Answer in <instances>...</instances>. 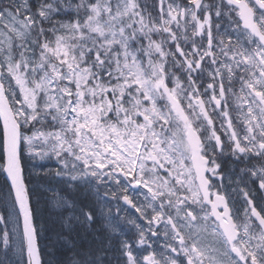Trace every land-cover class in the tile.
I'll return each instance as SVG.
<instances>
[{
    "label": "snow or ice",
    "instance_id": "obj_1",
    "mask_svg": "<svg viewBox=\"0 0 264 264\" xmlns=\"http://www.w3.org/2000/svg\"><path fill=\"white\" fill-rule=\"evenodd\" d=\"M52 158L55 264H264V0H0V264Z\"/></svg>",
    "mask_w": 264,
    "mask_h": 264
},
{
    "label": "rangeland",
    "instance_id": "obj_2",
    "mask_svg": "<svg viewBox=\"0 0 264 264\" xmlns=\"http://www.w3.org/2000/svg\"><path fill=\"white\" fill-rule=\"evenodd\" d=\"M37 164L40 165V167H37V169H35L36 174L33 175L32 184L29 186L30 188H35L36 190V195L33 196L35 200L32 201L36 212L35 218L37 217V221L35 222V224L37 225L39 237L41 238V247L45 248V246H47L46 251L49 254H52L51 246H53L54 243L52 242L51 234L55 232L54 231L55 228L58 227L59 229L60 226L57 221L56 212L49 201V198L52 196V193L50 191H47V189L51 187H58L59 185L57 179L54 176H47L45 175V173H47L49 170L55 172V170L59 167V165L57 164L55 158H52L51 160L37 161ZM2 195L3 193L0 191V196ZM46 205L48 207V211L49 212L51 211L52 215L54 214L55 216L54 219L52 218L53 232L45 228L43 231H40V227L43 226L44 207ZM128 211L129 209H127V212ZM128 214L134 215L130 212H128ZM43 257L46 258V256Z\"/></svg>",
    "mask_w": 264,
    "mask_h": 264
},
{
    "label": "flooded vegetation",
    "instance_id": "obj_3",
    "mask_svg": "<svg viewBox=\"0 0 264 264\" xmlns=\"http://www.w3.org/2000/svg\"><path fill=\"white\" fill-rule=\"evenodd\" d=\"M235 115V113H233ZM215 119V117H214ZM216 123L218 124L219 121L216 120ZM245 165L243 163H236L231 158L225 157L224 163L222 165V169L224 173L226 174V179L224 180L225 184V191L228 193L230 199L229 204L230 207L233 209V211H236L239 209L241 212L244 208V200L242 195H240L238 192L233 191L234 188H236V184L232 183L229 184V178L232 180H235L238 175H241L240 169L244 168ZM241 188L244 187V184L240 185ZM247 187L249 190H251L252 195L255 197L256 201L260 202L264 200V191L259 190L258 182L253 183L252 181L247 182ZM130 213L134 214V211L130 208H128ZM131 215V214H130ZM164 243L163 237H161L156 243L154 244V247L159 248L160 245Z\"/></svg>",
    "mask_w": 264,
    "mask_h": 264
},
{
    "label": "trees",
    "instance_id": "obj_4",
    "mask_svg": "<svg viewBox=\"0 0 264 264\" xmlns=\"http://www.w3.org/2000/svg\"><path fill=\"white\" fill-rule=\"evenodd\" d=\"M4 184H5V179L3 177V175H0V191L3 193L4 191H6V189L4 188ZM31 204H32V207H33V210H34V222L37 221V217L35 218L36 216V212H35V209H34V205H33V202L35 200L34 197L31 198ZM51 212V211H50ZM48 211V207L47 205L44 207V220H43V226L45 229H48L50 230L51 232L52 231V218L54 219L55 216L54 214L52 215V212L50 213ZM50 214V215H49ZM58 227L54 229V233L51 234V238H52V242L54 243L55 242V236H56V233L58 232ZM38 238H39V242L41 241V238L39 237L38 235ZM57 248H58V245H55V243L53 244V246H51V249H52V254H48L46 256V258H44L42 256V259H44L45 261H48V260H53V264H55V260L58 258V255L59 253L57 252Z\"/></svg>",
    "mask_w": 264,
    "mask_h": 264
},
{
    "label": "bare ground",
    "instance_id": "obj_5",
    "mask_svg": "<svg viewBox=\"0 0 264 264\" xmlns=\"http://www.w3.org/2000/svg\"><path fill=\"white\" fill-rule=\"evenodd\" d=\"M51 213V212H50ZM50 215V214H49ZM38 243H39V245L41 246V241L39 242V238H38Z\"/></svg>",
    "mask_w": 264,
    "mask_h": 264
}]
</instances>
